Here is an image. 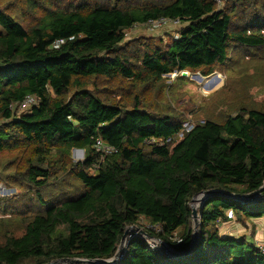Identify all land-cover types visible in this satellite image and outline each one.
<instances>
[{
	"label": "trees",
	"instance_id": "1",
	"mask_svg": "<svg viewBox=\"0 0 264 264\" xmlns=\"http://www.w3.org/2000/svg\"><path fill=\"white\" fill-rule=\"evenodd\" d=\"M23 3L34 15L28 26L0 4V157L25 192L23 204H7L17 216L2 221L0 264L111 259L141 220L159 223V233L142 229L179 256L131 233L111 264H264L257 242L219 224L264 219V199L205 197L194 243L190 207L204 191L242 196L264 186V98L225 104L233 111L218 109L177 137L189 120L159 112V89L155 102L146 94L166 74L208 76L242 50L264 48V0ZM162 16L181 21L176 39L123 43L134 24ZM27 94L35 107L10 110ZM96 139L116 151L101 157ZM74 148L82 160L71 158Z\"/></svg>",
	"mask_w": 264,
	"mask_h": 264
},
{
	"label": "rangeland",
	"instance_id": "2",
	"mask_svg": "<svg viewBox=\"0 0 264 264\" xmlns=\"http://www.w3.org/2000/svg\"><path fill=\"white\" fill-rule=\"evenodd\" d=\"M74 1L64 0L63 5ZM110 1L113 2V0ZM137 1L146 0H121L123 4L124 2L134 4ZM0 4L2 6L9 5L8 12L24 26L34 22L33 13L25 9L23 0H0ZM177 31L178 29H163L157 32H147L143 28L128 29V35L123 43L140 37H160L163 42H166L174 37ZM185 72L186 74H183V71L166 74L163 76V80L146 90L147 99L154 100V102V93L157 89L160 90V99L156 100L159 112L172 113L180 116L184 121L191 120L193 123H202L206 115L215 113L218 109H220L219 111L232 112L233 110L231 111V108L225 104H233L239 98V100L246 98L248 106H259L264 98V48L242 50L241 58L235 64L229 62L225 69L217 68L208 76H203L200 72ZM83 157L84 151L71 150V158L74 161L82 160ZM6 160L7 157H0V203L6 200V205L0 206V231L7 229L2 222L4 219L17 216V211L7 208V204L18 201L16 205L20 206L24 203L25 198L24 186L14 175L13 168L5 164ZM196 201L193 202V205L199 207V203ZM227 221L219 223L224 231L230 229L227 225L231 221L235 230L243 229L244 232H251L253 235L256 232L259 234L264 232V219L244 224L232 216V219ZM140 223L143 225L147 222L141 220ZM10 229L14 233L20 231L19 226ZM258 237L260 238L261 235ZM260 239L264 240V235ZM247 240L253 242L254 239L248 237ZM261 242L264 243V241ZM165 253L167 252L165 251Z\"/></svg>",
	"mask_w": 264,
	"mask_h": 264
},
{
	"label": "built area",
	"instance_id": "3",
	"mask_svg": "<svg viewBox=\"0 0 264 264\" xmlns=\"http://www.w3.org/2000/svg\"><path fill=\"white\" fill-rule=\"evenodd\" d=\"M217 1H218V3L220 2V0H217ZM180 26H182V24H181V21L179 19H177V18L173 19V18H168V17L162 16V17H158L155 19H153V18L147 19L144 23H141V24L136 23L129 29L143 28V30H145L147 32H157V31H160L163 29H179ZM127 31L128 30H126L124 32V37H126L128 35ZM177 37H178V33H176L174 35V39H176ZM37 104H38V99L35 97V95L27 94L24 96V98L20 102L12 103L9 106V108H10V110H12L14 112L15 111L20 112V111H24L26 109H29L31 107H35ZM193 125H194V123L191 120L185 122L183 124L182 129L177 134V137H181L184 132L190 131L192 129ZM173 139H174V137H168L167 139H164V140L152 139L150 141V143L165 144V143L172 141ZM94 147L100 153L101 157H103L106 154H109V153L116 151L114 147L103 143L100 139H96ZM261 199H264V193H258L257 195L253 196L252 198L240 199V200L259 201ZM142 228H145L146 230L155 231L156 233H159L162 231V226L159 223H149L148 222L146 224H143ZM141 237L144 239V241L148 244V246L152 250L159 251V252L164 251L166 246L158 238L151 237L148 235H141ZM257 246L259 249L264 251V243L257 241Z\"/></svg>",
	"mask_w": 264,
	"mask_h": 264
},
{
	"label": "water",
	"instance_id": "4",
	"mask_svg": "<svg viewBox=\"0 0 264 264\" xmlns=\"http://www.w3.org/2000/svg\"><path fill=\"white\" fill-rule=\"evenodd\" d=\"M183 74H186L185 71H183ZM198 77H200L198 75ZM75 151H83V149H72ZM262 190H264V186H262L261 188L257 189L256 191H253L247 195H234V194H226L225 192L222 191H204L199 193L198 195H196L195 197H199L200 198V203H199V207L201 208V204L204 200L205 197L212 195V194H221V195H229L232 198H236V199H249L252 198L253 196L257 195L258 193H260ZM194 197V198H195ZM194 198H192L191 203H190V207H191V215H192V221H193V228H194V235H193V242H195L196 237H197V222H198V218L199 215L197 213V209L199 208L198 205L194 206L193 205V200ZM198 207V208H197ZM131 233L134 234H141V235H146V233L144 232L143 229H141L140 227L137 226H127L124 229L123 235L120 239L119 245L116 249V252L114 254V256L111 259H106V260H87V259H77V258H62V259H58V260H54L52 262H50L49 264H70V263H80V264H86V263H97V264H111L113 262H115L116 260H118L119 258H121L123 256V253L125 251V248L127 246L128 243V239L131 237ZM165 251H171L170 249L165 248ZM172 257H178L179 255L173 251L170 252Z\"/></svg>",
	"mask_w": 264,
	"mask_h": 264
},
{
	"label": "crops",
	"instance_id": "5",
	"mask_svg": "<svg viewBox=\"0 0 264 264\" xmlns=\"http://www.w3.org/2000/svg\"><path fill=\"white\" fill-rule=\"evenodd\" d=\"M251 222H255V220H252ZM231 223H233V222H231L230 221V224H228L227 225V227H229L230 229L229 230H222L223 231V233H225V234H227V235H229V236H234V237H237V238H239V237H245L246 239L248 238V237H250L251 239H254L253 241L254 242H257V241H264V240H261L260 238L262 237V235H264V234H262V233H264V232H261L260 234L259 233H257L256 232V234L255 235H253V234H251V232L250 233H247V232H244L243 231V229H238V230H235L234 229V227H233V225H231ZM250 222H248L247 224H249ZM261 235V237L259 238L258 236H260Z\"/></svg>",
	"mask_w": 264,
	"mask_h": 264
},
{
	"label": "bare ground",
	"instance_id": "6",
	"mask_svg": "<svg viewBox=\"0 0 264 264\" xmlns=\"http://www.w3.org/2000/svg\"><path fill=\"white\" fill-rule=\"evenodd\" d=\"M199 200H200V199H198L196 202L199 203Z\"/></svg>",
	"mask_w": 264,
	"mask_h": 264
}]
</instances>
